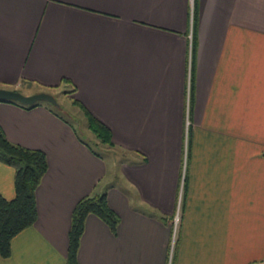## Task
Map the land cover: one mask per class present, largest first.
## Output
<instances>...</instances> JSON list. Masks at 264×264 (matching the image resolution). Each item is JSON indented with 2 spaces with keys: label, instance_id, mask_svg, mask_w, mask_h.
<instances>
[{
  "label": "crops",
  "instance_id": "0c3cea01",
  "mask_svg": "<svg viewBox=\"0 0 264 264\" xmlns=\"http://www.w3.org/2000/svg\"><path fill=\"white\" fill-rule=\"evenodd\" d=\"M0 87L74 88L121 156L103 182L59 111L0 101L4 136L47 162L0 264H62L74 204L102 192L118 222L85 217L79 264H264V0H0Z\"/></svg>",
  "mask_w": 264,
  "mask_h": 264
},
{
  "label": "trees",
  "instance_id": "16d2710c",
  "mask_svg": "<svg viewBox=\"0 0 264 264\" xmlns=\"http://www.w3.org/2000/svg\"><path fill=\"white\" fill-rule=\"evenodd\" d=\"M73 90L74 88L69 91H62V93L67 94ZM70 98L73 104L81 106L76 99ZM0 101L14 102L23 107H32L40 102H45L53 111H58L59 108V105L54 106L46 101H35L31 104H22L15 100ZM83 111L86 128L100 143L110 146L108 128L85 109ZM93 152L99 154L95 150ZM0 163L13 168V195L10 198L0 195V257L5 258L10 253L11 238L24 228L29 227L35 220V189L47 168V162L45 154L41 150L13 143L0 130ZM88 214L95 215L110 231H115L118 218L116 213L107 205L104 192L80 197L71 211L67 231V247L62 264H79L77 249L84 220Z\"/></svg>",
  "mask_w": 264,
  "mask_h": 264
},
{
  "label": "rangeland",
  "instance_id": "374dc122",
  "mask_svg": "<svg viewBox=\"0 0 264 264\" xmlns=\"http://www.w3.org/2000/svg\"><path fill=\"white\" fill-rule=\"evenodd\" d=\"M50 94L55 97L57 104L59 105L58 111L60 115L73 125L77 136L86 142L93 150L99 153V155L107 163V172L105 173L103 182L110 180L115 181L113 172L121 160L119 151L100 143L93 136V134L85 126L86 121L81 110L77 106L72 105L69 99L64 98L62 95L63 93L60 90H50ZM103 182L99 184V188L103 186Z\"/></svg>",
  "mask_w": 264,
  "mask_h": 264
},
{
  "label": "water",
  "instance_id": "95a60500",
  "mask_svg": "<svg viewBox=\"0 0 264 264\" xmlns=\"http://www.w3.org/2000/svg\"><path fill=\"white\" fill-rule=\"evenodd\" d=\"M0 100H15L22 104H31L35 101H46L54 106H58L55 97L46 91L23 94L14 89L0 87Z\"/></svg>",
  "mask_w": 264,
  "mask_h": 264
},
{
  "label": "built area",
  "instance_id": "2783aa9c",
  "mask_svg": "<svg viewBox=\"0 0 264 264\" xmlns=\"http://www.w3.org/2000/svg\"><path fill=\"white\" fill-rule=\"evenodd\" d=\"M178 209H179V203H177L176 212H175V215H174V217L172 219V231H171L172 238L176 234V229H177V225H178V222H179Z\"/></svg>",
  "mask_w": 264,
  "mask_h": 264
}]
</instances>
